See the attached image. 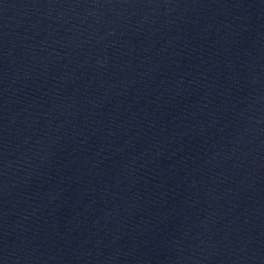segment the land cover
<instances>
[{
  "label": "water",
  "instance_id": "95a60500",
  "mask_svg": "<svg viewBox=\"0 0 264 264\" xmlns=\"http://www.w3.org/2000/svg\"><path fill=\"white\" fill-rule=\"evenodd\" d=\"M0 264H264V0H0Z\"/></svg>",
  "mask_w": 264,
  "mask_h": 264
}]
</instances>
